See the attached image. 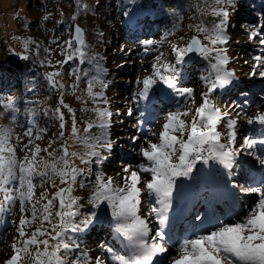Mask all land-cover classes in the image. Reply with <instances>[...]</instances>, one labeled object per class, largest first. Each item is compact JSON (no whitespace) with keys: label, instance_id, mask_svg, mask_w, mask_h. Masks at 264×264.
<instances>
[{"label":"snow or ice","instance_id":"obj_1","mask_svg":"<svg viewBox=\"0 0 264 264\" xmlns=\"http://www.w3.org/2000/svg\"><path fill=\"white\" fill-rule=\"evenodd\" d=\"M237 2L210 0L201 9L202 15L218 18L210 28L203 23L196 25V31L203 33L208 43L193 36L184 47L172 46L177 61H183L194 50L208 60V69L202 76L206 87L201 93L202 102L194 111L179 105L169 111L158 142L144 138L138 149L142 161L123 166L121 182L103 172L91 179L90 169L76 164L79 160L82 165H90L94 158L96 163L102 162V152H111L115 144L109 132L113 112L107 107L110 101L103 91L108 83L101 78L107 70L97 63V75L88 81L85 91L93 102L91 109L86 100L77 97L85 105L81 112L94 113V119L84 120L81 129L76 110L64 102L62 73L46 58L54 70L46 72L45 79L60 94L52 113L58 121L57 137L41 148L31 138L24 143L20 135H6V130H0V213L14 209L20 213L16 243L5 264H87L81 256L69 260L80 244L68 233L85 231L98 219L97 212L91 211L77 222L82 207V197L74 194L77 188L89 189L87 202L93 209L106 208L104 220L120 243L119 250L107 247V260L97 256L94 264H264V111L257 106L255 115H250L245 99L235 106L238 110L233 115L212 99L217 90L234 85L238 79L235 70L227 67V50L217 47L229 40L227 29ZM77 6L81 7L79 0ZM70 20V38L63 44L52 41L64 56L56 64L63 66L77 57L81 64L86 60L92 63L95 58L87 56L84 30L75 23L77 14ZM248 27L249 40L261 46L260 54L252 58L250 75L264 78V23ZM30 43L35 42L25 41V49ZM142 43L147 46L155 41ZM36 47L39 49V44ZM160 56L152 73L137 79L140 87L133 93V101L153 108L166 105L173 95H178L195 104L194 90L180 87L172 65L159 64ZM73 75L75 82L70 87L75 93L88 72L81 70ZM97 83L99 92L94 91ZM241 94L247 97L243 90ZM4 108H13V101L9 99ZM62 109L67 110L68 119ZM132 114L128 108V115ZM241 120L254 126L258 135L246 134L238 141ZM222 123L224 133L218 130ZM93 128L99 129L98 134L92 132ZM25 135L31 137L30 132ZM131 139L135 142L139 137ZM60 141L58 148L52 147ZM74 144L83 145L84 151H72ZM245 155L251 158L246 165L240 159ZM36 177L40 178V186L48 185L39 196ZM178 226L182 228L179 236ZM81 255L87 257L86 253Z\"/></svg>","mask_w":264,"mask_h":264},{"label":"trees","instance_id":"obj_2","mask_svg":"<svg viewBox=\"0 0 264 264\" xmlns=\"http://www.w3.org/2000/svg\"><path fill=\"white\" fill-rule=\"evenodd\" d=\"M256 1L258 4H264V1ZM209 2L210 0H79L81 7L78 8L77 0H25L23 4L17 3V6L5 10L0 13V101H3L0 103V113H2L0 124L11 126L14 133L23 138L24 143L31 138L34 144H39L41 148L48 147L49 142L55 140L59 128L58 121L52 113L58 106L60 94L59 91L51 89L45 79V73L54 70L49 67L47 58L62 73L60 79L65 84L64 102L76 110L78 123L82 129L83 121L94 119V113L81 112L80 109L85 105L77 97L87 101V108L91 109L94 106L85 90L89 79L97 75L95 65L98 63L107 70L101 74V78L108 83V87L103 91L110 101L107 107L113 112L109 132L115 144L111 152H102L105 157L102 162L96 163L94 158V162L90 165H82L79 160L76 164L90 169L91 179L95 178L97 172H103L106 176H112L117 182H121L122 172L119 173L117 170L128 161V153L133 152L128 141V135L132 133L131 128H133L129 123L128 108L132 109L135 105L141 115L146 112L143 102H134L132 99L133 93L140 87L136 83L137 79L150 75L153 64L157 63L156 58L163 53L159 64H171V70L179 64L188 65L189 71L179 78L180 87L192 88L191 84L195 80L205 87L202 76L208 69V60L200 56L199 62L193 64L187 61L186 55L183 61H177L172 46L184 47L188 39L194 35L203 43H208L204 39V34L196 31V25L203 23L210 28L218 20L212 15L201 14V9L206 8ZM251 2L252 0H238L236 9L250 7V10L243 11L248 12L251 17V11L255 7V4H250ZM243 3H246V6ZM73 14H77L75 23L79 24L85 33L87 56L89 59L93 57L95 59H92V63L86 60L81 64L77 57L74 61L60 66L56 62L63 60L64 56L57 44L52 41L56 39L58 43L63 44L70 38L69 25L72 23L70 18ZM233 15L234 11L231 18ZM100 33H103V36ZM26 40L35 43H30L25 49ZM145 40H152L155 43L146 46L142 43ZM36 44H39V49ZM217 47L227 50V55L230 57L227 67L235 70L239 81L227 90L219 89L220 97L229 100L245 89L246 79L237 61L238 57L246 53L236 49V45L231 40ZM45 48H50L52 51L45 52ZM136 60H139L137 63L139 66L134 67ZM146 61L149 62V68L143 70ZM81 70L87 71L88 76H82L78 89L73 93L70 87L75 82L73 73ZM136 71L138 74L135 73ZM94 91H101L98 83ZM119 93L125 96L122 102L116 100ZM9 99L13 101V108L5 111L4 104ZM100 106L104 107L102 104ZM160 110L161 108L153 109L151 115L158 114ZM62 111L68 119L67 110L62 109ZM221 128V125L218 126L219 131ZM68 131L69 125H66V135ZM29 132L31 137L25 135ZM92 132L98 134L99 129L93 128ZM37 136L40 138L37 139ZM59 143L62 141L54 143L52 147L58 148ZM51 150L50 148L49 151ZM71 150L84 151V146L74 144ZM18 155L23 154L18 152ZM41 155L48 158L47 153L42 152ZM34 182L38 185L36 195L39 196L48 185L40 186L39 177H36ZM74 194L82 197L81 216L76 218L77 222L91 211L97 212L98 219L85 231L68 233L80 244V248L69 255V260L81 256L82 261L86 259L90 262L94 256L92 253L96 251L94 245L92 247L90 243L101 240L112 227L104 220L103 212L106 208L102 206L101 209H93L87 202L89 189L77 188ZM15 217L14 211L8 212L5 230L0 233V243H5L6 234L10 231H13L15 236L18 235V222H10ZM13 241L16 243L15 237ZM86 247L91 249L87 251ZM82 253H86L87 257L82 256Z\"/></svg>","mask_w":264,"mask_h":264},{"label":"rangeland","instance_id":"obj_3","mask_svg":"<svg viewBox=\"0 0 264 264\" xmlns=\"http://www.w3.org/2000/svg\"><path fill=\"white\" fill-rule=\"evenodd\" d=\"M25 0H1L0 1V13L4 12L5 10H9L12 7H14L15 5L17 6L19 3L23 4ZM264 1V0H261ZM256 0H252V2L250 4H255V7H253L252 9V13H251V17L252 19L250 21L246 20V19H241V14H239L238 12L241 10H245L248 9L250 10V7H246L245 9H241V7H238L235 11H234V16L230 19V23H229V27L227 29V35L229 37V40H231L232 42H234V44L236 45V49L244 51L246 53V55L240 56L238 57L239 60L237 61L238 63V67H240L241 71L244 73L245 79L246 80H251L252 82H250V84H252V86L257 85L260 86L259 92L255 93L253 96H250V98H248L249 101H247L246 107L248 108V112L250 115H255V113L257 112V106H259V110L260 111H264V99H262V97H264V78H261L260 76H251L250 73L252 71V63L253 60L252 58L255 55H259L260 54V48L261 46L255 42V41H250L247 35V32L250 31L251 29L248 27L249 25H255L257 23H264V4H258L256 3ZM243 5L246 6V3H243ZM241 9V10H240ZM244 12V11H243ZM242 13V12H241ZM195 36V35H194ZM193 37V36H191ZM191 37L188 39L187 43L190 41ZM255 51V52H253ZM242 54V53H241ZM250 55V57H248V55ZM139 60L135 61V66L137 67L139 66L138 63ZM247 62V63H246ZM144 68L143 70H146L149 68V62L146 61V64L142 67ZM141 69V71H143ZM173 70L176 72V74L178 75L179 78L183 77L184 74H186V64H179L174 66ZM189 71V69H188ZM136 74H138V72H135ZM192 89L194 90L193 92V98L195 99V104H192L191 99L186 97V100H182V97L176 95L174 96V98H172V100L170 101V104H166V110L165 112H169L171 110H174L175 107L177 105L184 107V106H188L191 107L193 109V111L195 110L196 107L199 106V104L202 102L201 100V93L206 91V88H203L202 83L195 80V83H193L192 85ZM261 92V93H260ZM125 96L124 94L119 93L116 100H119L120 102L124 101ZM213 101L217 104V106L224 108V110H229L232 112L233 115H235V111L238 110L235 108V106L237 105H241L242 102H236L234 99H232L231 101H223L221 100L220 97L215 98L214 96H212ZM247 100V99H246ZM122 104V103H121ZM134 110L133 114L130 116L129 119V123L133 124L135 122H137L138 119H141L137 112H136V107L133 105L132 106V111ZM167 113H165L163 116H167ZM190 119V117L188 118ZM166 121V117L157 120L156 122H154V124L148 128V131L146 132V134L143 135V133L140 131L144 128H142V126L144 127V125L140 124L139 127H134L132 128V134H129V144L134 146L137 151L133 152V155L135 157L136 160H134L135 162L131 163V165H135L139 162L142 161V157L138 155V149L139 146L141 144H143L145 142L144 138L147 137L148 139L152 140L153 142H158V134L162 128V125L164 124V122ZM256 128H254L253 126H250L246 123L243 122V120H241L240 124L238 125V141L240 139V137H242L243 135H252V132H250V130H255ZM221 130H223L224 132H226V128L224 127L223 123H222V128ZM256 132H254V135H258V131L257 129L255 130ZM152 133H155L156 135H152ZM136 136L139 137L138 140H136L135 142L131 139V137ZM146 146V145H145ZM134 149V150H136ZM240 159H243V163L248 162L251 158L248 156H242ZM247 163H245L246 165ZM199 167V165H198ZM117 172L121 173L122 172V168L119 169ZM145 176H147V174H145ZM145 203L149 202V198L147 197V195H145L143 197ZM15 213V218H12L10 220V222H18L19 218H20V213L18 209H14L13 210ZM9 211L0 213V233L2 234L3 231L5 230L6 224H7V215H8ZM17 238V236H15V234L13 233V231L9 232L6 234V241L5 243H0V264H2L3 262H5V260L7 258L10 257V251L12 252L11 249V244H14L15 242L13 241V239ZM116 238V236H115ZM117 239V238H116ZM118 240V239H117ZM96 248H97V252L95 253V255H100L102 257H104L106 260L108 258V254L105 251V246L104 244H100V243H96ZM10 247V249H9ZM100 247V248H99ZM118 247L120 249V243L118 240ZM87 264H94V262H89ZM110 264V261H109Z\"/></svg>","mask_w":264,"mask_h":264},{"label":"water","instance_id":"obj_4","mask_svg":"<svg viewBox=\"0 0 264 264\" xmlns=\"http://www.w3.org/2000/svg\"><path fill=\"white\" fill-rule=\"evenodd\" d=\"M200 53L198 51H192L187 54V58L189 61H197L199 59Z\"/></svg>","mask_w":264,"mask_h":264},{"label":"clouds","instance_id":"obj_5","mask_svg":"<svg viewBox=\"0 0 264 264\" xmlns=\"http://www.w3.org/2000/svg\"><path fill=\"white\" fill-rule=\"evenodd\" d=\"M0 130H6L5 131L6 135H13L14 134V129L9 125L0 124Z\"/></svg>","mask_w":264,"mask_h":264},{"label":"bare ground","instance_id":"obj_6","mask_svg":"<svg viewBox=\"0 0 264 264\" xmlns=\"http://www.w3.org/2000/svg\"><path fill=\"white\" fill-rule=\"evenodd\" d=\"M116 156V158H117V155H115Z\"/></svg>","mask_w":264,"mask_h":264}]
</instances>
